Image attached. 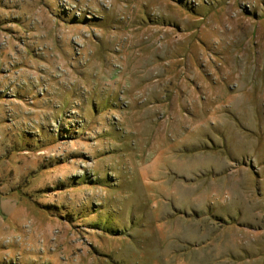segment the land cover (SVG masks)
<instances>
[{"label": "rangeland", "instance_id": "374dc122", "mask_svg": "<svg viewBox=\"0 0 264 264\" xmlns=\"http://www.w3.org/2000/svg\"><path fill=\"white\" fill-rule=\"evenodd\" d=\"M0 264H264V0H0Z\"/></svg>", "mask_w": 264, "mask_h": 264}]
</instances>
